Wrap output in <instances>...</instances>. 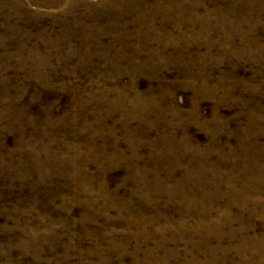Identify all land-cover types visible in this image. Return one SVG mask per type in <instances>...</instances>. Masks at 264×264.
<instances>
[{"label":"rangeland","instance_id":"rangeland-1","mask_svg":"<svg viewBox=\"0 0 264 264\" xmlns=\"http://www.w3.org/2000/svg\"><path fill=\"white\" fill-rule=\"evenodd\" d=\"M0 264H264V0H0Z\"/></svg>","mask_w":264,"mask_h":264}]
</instances>
